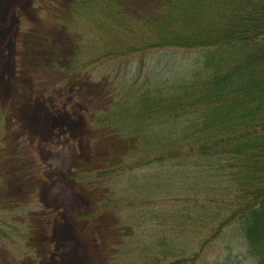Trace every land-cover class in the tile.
<instances>
[{
	"label": "trees",
	"instance_id": "trees-1",
	"mask_svg": "<svg viewBox=\"0 0 264 264\" xmlns=\"http://www.w3.org/2000/svg\"><path fill=\"white\" fill-rule=\"evenodd\" d=\"M75 1L72 17L85 25L92 21L103 33L99 43L82 42L89 57L81 64L73 61L65 70L69 78L100 60L112 61L118 78L127 69L120 60L137 54L168 49L199 53L188 73L178 71L165 80L149 72L143 88L134 81L129 92L119 93L100 123L133 147L118 168L89 180L86 174L74 175L89 191L114 188L124 179L128 192L136 189L144 196L141 205L146 207L138 216L142 224L117 209L128 197L101 205V210L122 214L120 228H143L137 238L157 237L152 248L146 244L118 251L116 262L134 264L127 261L140 251L145 264H197L217 242L224 244L221 257L212 263L204 258L203 264H264V0H154L152 13L159 14L154 17L150 12L133 16L121 0ZM2 123L0 118V144ZM154 166L162 167V176L167 172L169 182L189 196L184 199L191 207L186 221L194 213L201 215L195 220L204 226L198 251L189 254L186 245L172 243L174 226L166 233L158 225L151 227L156 216L148 203L156 198L155 177L135 172ZM183 175L186 181L180 180ZM4 216L0 212V237L21 233Z\"/></svg>",
	"mask_w": 264,
	"mask_h": 264
},
{
	"label": "rangeland",
	"instance_id": "rangeland-1",
	"mask_svg": "<svg viewBox=\"0 0 264 264\" xmlns=\"http://www.w3.org/2000/svg\"><path fill=\"white\" fill-rule=\"evenodd\" d=\"M121 1L133 16L152 13L155 4L154 0ZM75 2L0 0V118L4 125L0 212L1 219L10 217L21 230L9 239L0 237V264H120L116 262L118 251L130 246L145 248L146 244L152 248L157 240L156 234L137 238L143 228H120L121 213L101 210L102 204L128 197L133 204L127 202L117 209L138 220L140 208L146 207L141 205L144 196L136 189L128 192L129 182L119 179L114 188L89 191L74 175L83 173L89 180L91 175L118 168L133 147L100 123L104 111L119 101V93L129 92L134 81L143 88L149 72L165 80H172L178 71L186 74L199 53L168 49L137 54L120 60L127 69L118 78L114 63L100 60L78 68L69 78L65 70L73 61L77 65L89 57L82 42L99 43L103 33L92 21L85 25L72 17ZM162 173L159 166L135 172L140 177H155L152 194L156 198L148 203L156 216L151 227L158 225L156 229L166 233L174 226L172 243L186 245L188 253L198 251L204 226L195 220L201 215L194 213L186 221L191 207L184 199L189 196L178 183L169 182L167 172ZM223 246L216 242L207 248L197 264H203L204 258L209 263L219 259ZM156 254L151 249V255ZM145 258L136 251L134 259L126 261L145 264Z\"/></svg>",
	"mask_w": 264,
	"mask_h": 264
}]
</instances>
